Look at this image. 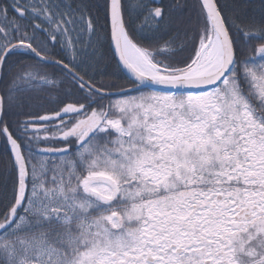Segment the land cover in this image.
<instances>
[{
	"label": "snow or ice",
	"instance_id": "snow-or-ice-1",
	"mask_svg": "<svg viewBox=\"0 0 264 264\" xmlns=\"http://www.w3.org/2000/svg\"><path fill=\"white\" fill-rule=\"evenodd\" d=\"M0 264H264V0H0Z\"/></svg>",
	"mask_w": 264,
	"mask_h": 264
},
{
	"label": "trees",
	"instance_id": "trees-1",
	"mask_svg": "<svg viewBox=\"0 0 264 264\" xmlns=\"http://www.w3.org/2000/svg\"><path fill=\"white\" fill-rule=\"evenodd\" d=\"M175 2V0H173ZM105 52H106V59L110 61V65L115 64V59H113V52L111 49L107 47V43L105 44Z\"/></svg>",
	"mask_w": 264,
	"mask_h": 264
}]
</instances>
